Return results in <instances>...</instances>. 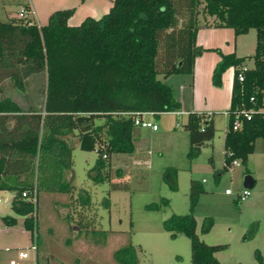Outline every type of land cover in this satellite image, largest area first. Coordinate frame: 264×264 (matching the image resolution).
Segmentation results:
<instances>
[{
  "label": "trees",
  "instance_id": "trees-1",
  "mask_svg": "<svg viewBox=\"0 0 264 264\" xmlns=\"http://www.w3.org/2000/svg\"><path fill=\"white\" fill-rule=\"evenodd\" d=\"M72 10L52 9L41 24L31 17L0 20V82L8 79L21 89L32 72L42 70L44 76L38 109H23L0 95V189L12 191L9 208L23 215L24 228L31 233L38 191L66 192L71 188L60 180L61 170L71 164L63 136L74 131L80 149H94L89 169L95 171L90 175L93 181H98L107 176V171L102 174L99 170L107 165L110 152L133 150V115L179 109L170 85L156 75L188 74L191 86L194 57L205 50L195 43L201 24L230 27L234 34L250 28L255 32L249 55L252 65L241 70V80L237 72L247 55L223 53L217 48L213 49L219 58L210 74L217 86L223 70L233 67L221 169L233 159L246 163L255 139H264V0H110L99 16L84 15L76 24H68L66 18ZM97 117L99 123L93 121ZM234 120L238 121L235 128ZM183 127L188 138L187 157L208 143L215 130L209 112L194 110L187 111ZM175 174L174 166L164 167L163 179L173 189ZM199 190L200 183L191 179L188 211L171 213L162 220V227L171 236L181 232L188 237L190 264H221L214 251L225 244H208L194 229L192 207ZM85 196L78 198L80 205L88 203ZM160 200L167 203L165 197ZM146 206L156 208L158 203ZM0 219L6 224L14 218L3 214ZM206 221L205 230L210 217ZM111 257L117 264H138L130 243L113 249ZM256 258L261 264L258 252Z\"/></svg>",
  "mask_w": 264,
  "mask_h": 264
},
{
  "label": "rangeland",
  "instance_id": "rangeland-1",
  "mask_svg": "<svg viewBox=\"0 0 264 264\" xmlns=\"http://www.w3.org/2000/svg\"><path fill=\"white\" fill-rule=\"evenodd\" d=\"M22 1L0 0V20L7 18L3 10L14 14ZM74 15L70 18L72 22L66 21L68 24L81 19ZM30 17L36 23L37 17ZM198 19L202 22L200 14ZM254 34L250 28L240 38L242 55H247L246 66L252 65L249 55L253 52ZM156 76L169 85L172 83L174 93H178V80ZM43 82L42 70L29 74L21 89L3 79L0 95L13 99L23 109L28 106L38 109ZM221 86L220 81L216 87ZM221 98L220 104L213 102L216 107L201 109L211 114L215 130L212 139L201 145L195 155L186 156L188 138L183 127L186 113H144L143 119L155 122L157 129L135 125L133 150L110 152L105 159L107 165L99 170L102 174L107 171V176L98 181H93L90 175L95 171L89 169L95 157L94 149H80L74 131L63 136L69 146L71 164L61 170L60 180L71 188L66 192H37L31 212V233L22 226L23 215L9 208L10 198L0 200V208L5 205L4 212L14 218L6 224L0 222V263L17 260L19 264H33L36 258V264H117L111 251L130 243L138 264H190L188 237L181 232L171 236L163 229L162 220L171 213L188 211L189 184L195 179L201 186L192 207L197 236L208 244H225L214 251L221 264H259L256 252L264 264V160L253 154L250 163L253 171L249 174L255 182L249 187V197L238 201L235 193L243 187L244 171L250 168L248 163L236 159V165L230 163L221 169L227 108L226 95L225 99ZM207 100L210 103L211 97ZM100 120L97 117L93 121ZM255 141L258 147L264 144L261 137ZM165 166L176 168L175 189L163 179ZM225 189L231 192L226 193ZM85 195L88 203L80 205L78 198ZM161 197L167 199L166 204L161 202ZM153 202L158 203L156 208L146 206ZM206 217H210L211 223L205 230ZM33 242L35 248L31 249L29 245ZM17 250L26 251L27 256L16 258Z\"/></svg>",
  "mask_w": 264,
  "mask_h": 264
},
{
  "label": "crops",
  "instance_id": "crops-1",
  "mask_svg": "<svg viewBox=\"0 0 264 264\" xmlns=\"http://www.w3.org/2000/svg\"><path fill=\"white\" fill-rule=\"evenodd\" d=\"M108 1L109 0H23L22 4H26L28 8L27 16L29 17L36 16L37 17L36 23L41 24L40 21H42V19L45 20L47 13L54 8L73 6V10L71 14L66 18V21L70 22L71 16H73L77 11L78 13L74 15V18H78V17L82 18L84 15L94 16L98 12H103L105 8L109 6ZM21 6L22 5H20L16 9L15 11L16 13ZM16 13L10 14L8 10L7 11L3 10V14L5 15V17L16 16ZM246 33L234 34L232 28L226 26H205L201 24L197 28L195 34V43L197 45L204 47L205 50H203L194 57L191 86H189L188 74L173 73L165 77V79L170 78L172 80H178L179 82L178 84L179 90L177 94L174 93L172 86H170L172 90L173 99L178 100L180 104L178 110H171V112L187 113L188 109L194 111H202L201 109L209 110L213 107H216V104H214L213 102L220 104L223 101L221 97H224L225 99V95L227 100L224 101L229 103V93H230L233 67L228 66L221 73V82H222L221 87H216L215 85H213L210 79L211 69L214 63L219 58L218 53L213 48H217L220 52L223 53L234 52L235 55H242L243 52L241 51L242 47L240 45V38ZM171 76H178L177 77L178 79L176 77H171ZM170 85H172V83H170ZM209 96L211 97L210 103L209 100H207V97ZM226 102H224L225 106L226 105L228 106ZM186 104L187 107L185 108ZM148 114H152V113H148ZM75 139L77 140V137ZM253 154H259L263 161L264 144L258 147L256 141H254V149L252 152L248 154L246 159V163H248V167L250 168V169L247 168L248 173L250 171H253L252 168L253 166H251L250 164ZM254 182L255 179L252 180L251 186L254 184ZM237 192L235 193V197ZM0 195H1L0 200H5L6 199L5 197L7 196L9 198L11 197L12 191L0 189ZM4 206L5 205H3V207L0 208V215L7 214L6 212H4L5 211ZM0 222H2L1 219ZM2 227L5 228V225L3 224Z\"/></svg>",
  "mask_w": 264,
  "mask_h": 264
},
{
  "label": "built area",
  "instance_id": "built-area-1",
  "mask_svg": "<svg viewBox=\"0 0 264 264\" xmlns=\"http://www.w3.org/2000/svg\"><path fill=\"white\" fill-rule=\"evenodd\" d=\"M27 12H28V8H25V7L21 6L19 8V10L17 11L16 16H18V17H28L27 16ZM245 67H246V65H244V64L240 66V70L237 72V79L238 80H241L242 79L241 70L245 69ZM144 113H151V112H141L139 114L133 115V117H132L133 123L136 124V125L149 127L151 129H156L157 128V125H156L155 122H153L150 119H143V114ZM225 114H226V112H225ZM244 114H245L246 117H248V115H249L248 112H244ZM237 126H238V121L237 120H234L233 123H232V127L235 128ZM231 164L232 165H236L237 164V160L236 159H233L231 161ZM225 192L226 193H230L231 191L229 189H225ZM20 194L23 195V192H21ZM248 194H249V188L248 187H242L237 192L236 199L238 201L244 200L248 196ZM29 247L31 249H34L35 248L34 242L33 243H30ZM26 256H27V252L26 251H24V250H17L16 251V258L20 259V258H25ZM11 264H19V263H18L17 260H14L13 262H11Z\"/></svg>",
  "mask_w": 264,
  "mask_h": 264
},
{
  "label": "water",
  "instance_id": "water-1",
  "mask_svg": "<svg viewBox=\"0 0 264 264\" xmlns=\"http://www.w3.org/2000/svg\"><path fill=\"white\" fill-rule=\"evenodd\" d=\"M252 177L249 173L244 174L242 185L243 187H250L252 184Z\"/></svg>",
  "mask_w": 264,
  "mask_h": 264
}]
</instances>
